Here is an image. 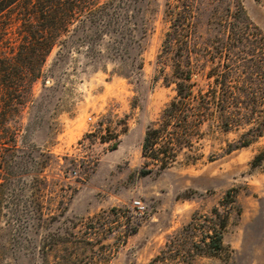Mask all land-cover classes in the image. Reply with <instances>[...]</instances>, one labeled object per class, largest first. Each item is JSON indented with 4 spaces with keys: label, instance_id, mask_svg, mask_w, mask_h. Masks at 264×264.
Listing matches in <instances>:
<instances>
[{
    "label": "rangeland",
    "instance_id": "1",
    "mask_svg": "<svg viewBox=\"0 0 264 264\" xmlns=\"http://www.w3.org/2000/svg\"><path fill=\"white\" fill-rule=\"evenodd\" d=\"M188 1L206 59L237 3L264 36V0ZM182 2L115 0L114 20L54 46L22 107L19 149L0 156L13 175L0 191V264H264V136L241 146L246 128L204 125L197 160L140 173L145 131L175 95L164 39ZM214 208L229 217L224 249L207 255Z\"/></svg>",
    "mask_w": 264,
    "mask_h": 264
},
{
    "label": "trees",
    "instance_id": "2",
    "mask_svg": "<svg viewBox=\"0 0 264 264\" xmlns=\"http://www.w3.org/2000/svg\"><path fill=\"white\" fill-rule=\"evenodd\" d=\"M115 0H0V156L18 150L22 107L32 98V85L40 77L46 58L68 33L79 25L110 23ZM181 10H170L172 24L164 39V60L171 66L175 95L162 109L157 121L148 126L141 144L142 157L152 165L141 174L159 173L177 162L197 160L195 142L203 138L202 127L228 132L246 128L241 146L264 136V36L250 22L240 3L226 8L220 23L216 51L206 59L194 45L195 24L190 2ZM217 57V59H216ZM213 65L205 72L203 62ZM198 74L211 79L207 88L197 85ZM117 143L112 144L115 148ZM263 152L256 156L262 157ZM256 162V161H254ZM4 164H6L4 162ZM0 167V191L13 180L8 165ZM231 191L224 203L235 199ZM214 226L200 239L207 255L224 249L223 232L229 212L213 209ZM211 219L213 217H206Z\"/></svg>",
    "mask_w": 264,
    "mask_h": 264
},
{
    "label": "built area",
    "instance_id": "3",
    "mask_svg": "<svg viewBox=\"0 0 264 264\" xmlns=\"http://www.w3.org/2000/svg\"><path fill=\"white\" fill-rule=\"evenodd\" d=\"M134 207L137 208L139 212H143L144 210V205L140 200L134 201Z\"/></svg>",
    "mask_w": 264,
    "mask_h": 264
}]
</instances>
